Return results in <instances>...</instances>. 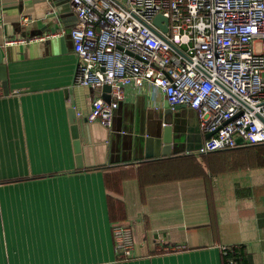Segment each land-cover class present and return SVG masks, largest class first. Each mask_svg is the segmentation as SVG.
<instances>
[{"label":"crops","instance_id":"crops-1","mask_svg":"<svg viewBox=\"0 0 264 264\" xmlns=\"http://www.w3.org/2000/svg\"><path fill=\"white\" fill-rule=\"evenodd\" d=\"M62 4L0 0L7 85L5 94L0 82V264H224L222 247L240 250L243 264H264V148L234 149L225 162L214 154L207 167H186L193 175L183 178L167 157L193 154L200 162L194 148L205 137L197 115L187 107L171 109L146 84L124 89L113 131L88 124L85 115L102 91L74 84L69 31L76 15L67 0L58 12ZM11 37L44 40L5 46ZM70 108L78 119L81 169ZM167 109L178 154L146 160L142 151L130 152L132 136L116 133L129 115L134 124L148 118L154 131L157 120L165 124ZM160 172L167 179L153 178ZM118 223L132 229L128 259L114 249ZM162 246L185 249L164 252Z\"/></svg>","mask_w":264,"mask_h":264},{"label":"built area","instance_id":"built-area-1","mask_svg":"<svg viewBox=\"0 0 264 264\" xmlns=\"http://www.w3.org/2000/svg\"><path fill=\"white\" fill-rule=\"evenodd\" d=\"M69 3L76 15L69 33L77 58L74 84L110 87V102H91L88 124L110 129L113 113L125 99L124 89L146 84L161 93L171 109L184 105L196 113L200 131L210 134L199 154L264 143V0ZM157 15L167 20L160 22L166 31L153 25ZM38 40L44 37H11L4 45ZM112 238L118 258H130L131 227L114 224ZM233 251L221 248L224 264H243Z\"/></svg>","mask_w":264,"mask_h":264},{"label":"water","instance_id":"water-1","mask_svg":"<svg viewBox=\"0 0 264 264\" xmlns=\"http://www.w3.org/2000/svg\"><path fill=\"white\" fill-rule=\"evenodd\" d=\"M56 1V0H54ZM64 4L65 0H61ZM68 4L70 6L69 0ZM61 2H56L57 5H59ZM62 4V5H63ZM66 10V6H61L58 8V12L63 13ZM164 21L167 23V20L164 19L161 15H157L152 23L154 26L161 27L163 31H166V26H160V22ZM70 33V31H69ZM36 36V35H34ZM70 37V35H69ZM175 50H177L174 46H172ZM5 68L6 66L2 63V52L0 49V82L2 84L3 90L5 94H7V85H6V75H5ZM102 99L106 102H110L111 97L109 95L110 87L107 85L102 86ZM185 107L184 105L176 106L174 109L176 112L180 110L181 108ZM122 108V103H120L117 107V109L113 113L112 117V125L111 129L114 130V118L115 114L120 111ZM69 117H70V124H71V137L73 140V151L75 154V160H76V167L78 169L83 168V158H82V147H81V141H80V135H79V128H78V119L76 117V111L74 108H70L69 111ZM134 115L130 114L128 117L127 125L123 126V128L116 132L118 135L119 133H122L124 135L132 136L128 142V149L130 152L135 153L136 151H142L144 153L143 157L144 159H153L158 158L160 156H168L171 153L178 154L177 151L172 149V145L174 144V141L176 140V133L177 129L173 125H171L172 121V112L170 110H166L164 113V123L163 124L160 120H157L156 123L158 125V129L154 131H150V120L146 117H144V121L139 123L138 120H136L134 124ZM210 134H205V139L208 138ZM240 142V141H239ZM201 146L194 148V151H199ZM187 149L182 150L181 152H185Z\"/></svg>","mask_w":264,"mask_h":264},{"label":"trees","instance_id":"trees-1","mask_svg":"<svg viewBox=\"0 0 264 264\" xmlns=\"http://www.w3.org/2000/svg\"><path fill=\"white\" fill-rule=\"evenodd\" d=\"M240 147H260V148H264V143H260V144H256V145H241V146H238L234 149H237V148H240ZM234 149H230V150H221V151H216V152H211V153H208V154H198L197 156L199 157L200 159V162L198 160V158L196 156H194L193 154L192 155H185V156H182V155H176V156H171V157H167V159H169L168 161L170 162V164L173 166V164H175L177 167H174V169L176 171H178L182 177H191L193 175V173H190V174H186V172L184 171V169L186 167H188L189 165H191L192 167H196L198 166V168L200 169L201 168V165L204 164V166H209V164H211V161L212 159H209L208 157L214 155V154H222V158L224 157V162L225 160H227V158L225 157L226 153H229L230 151H233ZM142 161V160H141ZM160 161H165L164 160H160ZM144 162H147V161H144ZM144 162H141V164H144ZM148 163H155V160H149ZM180 168V170H179ZM168 175L170 174L169 171L167 172ZM153 178H157V177H160L161 179H167V176L162 174L161 172L160 173H153L152 174ZM234 257L236 258V260L239 262V263H242L243 261V254L241 253L240 250H234Z\"/></svg>","mask_w":264,"mask_h":264}]
</instances>
